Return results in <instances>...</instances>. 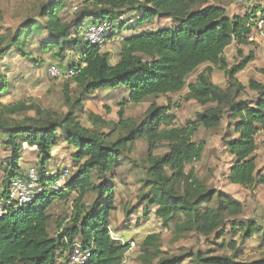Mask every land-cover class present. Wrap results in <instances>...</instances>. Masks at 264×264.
<instances>
[{
  "label": "trees",
  "instance_id": "obj_1",
  "mask_svg": "<svg viewBox=\"0 0 264 264\" xmlns=\"http://www.w3.org/2000/svg\"><path fill=\"white\" fill-rule=\"evenodd\" d=\"M228 0H83V4L68 20L65 11L70 0H43L37 15L26 18L0 44V63L10 52L31 60V44L39 42V50L59 62L65 61L70 51L77 61L70 67L79 69L72 81L81 86L78 95L71 92L69 83L63 87L67 111L59 113L31 101L5 103L12 92V83L0 69V140L10 148L11 157L5 167V188L9 181L21 175V162L26 150L36 151L39 157L40 180L45 187L54 181L47 163L52 152L62 142L75 150L72 153L76 171L63 188L45 189L24 206L10 210L0 217V264H70V252L75 243L91 252L86 264H124L129 245L115 240L111 234L112 215L117 210V168L128 160L135 144L147 142L146 177L141 179L140 200L143 214L148 219L151 208L164 226L175 224L180 235L198 233L220 238L226 222L243 213V204L227 192L209 187L187 167L202 157L205 142H196L195 134L202 128H218L225 117L228 131L224 142L234 161L228 179L243 187L264 185V170L257 165L255 152L258 137L264 138V83L251 79L249 88L254 98H241L246 87L236 75L255 60L242 46L252 44L250 20L255 17L261 2L244 14L230 15L225 7ZM138 14L137 22L168 18L171 26L145 30L125 36L121 41L120 59L112 63L109 52L82 37L85 25L112 20L109 40L119 35L125 20L119 16ZM0 19L2 11L0 9ZM132 30L133 27H128ZM236 43L239 61L230 65L226 49ZM67 54V55H66ZM40 61V60H38ZM205 66L192 83L191 75ZM214 68L223 70L229 79L226 88L215 84L211 75ZM264 75V67L259 69ZM188 88L187 100L212 105L197 113L186 125L177 126L171 104L152 103L141 120L125 115L127 103L139 104L150 98L177 94ZM124 89L112 133L85 127L81 121L85 102L99 91ZM33 111L34 115H29ZM94 124L108 123L90 114ZM117 133L116 138L112 135ZM168 150L156 155L165 144ZM54 170V169H53ZM63 169H56L60 173ZM73 200L71 224L60 225L58 236L49 233L52 219L50 210L57 200ZM94 195L91 203L85 202ZM127 215L132 211L126 209ZM141 226V220L137 221ZM235 234L251 239L260 234L264 240V226L255 220L239 222L232 228ZM226 245V243H224ZM145 262L158 258L157 264H182L191 258L194 264H264V258L244 261L228 255H207L202 251L164 257L159 234H149L142 243ZM228 246L236 249L237 243Z\"/></svg>",
  "mask_w": 264,
  "mask_h": 264
},
{
  "label": "rangeland",
  "instance_id": "obj_2",
  "mask_svg": "<svg viewBox=\"0 0 264 264\" xmlns=\"http://www.w3.org/2000/svg\"><path fill=\"white\" fill-rule=\"evenodd\" d=\"M43 0H0V9L2 11V19H0V44L5 40H9L11 34L26 18L37 15V9ZM259 0H228L225 2V7L230 15L244 14L250 10L252 6L257 5ZM69 7L65 11L66 18L71 20L75 13L83 4V0H70ZM258 10V9H257ZM138 14L128 13L125 15L123 29L115 39L102 47L103 52L110 53L112 63H117L120 59L121 41L132 33H138L145 30H157L164 26H171L172 20L168 18L156 17L154 19L137 22ZM133 29L129 30L128 27ZM87 24L82 32V37L85 39V31ZM254 30V29H253ZM252 44L242 46L245 55L250 51L255 54V60L252 61L246 69L236 75L246 87L245 94L241 98H254L255 92L249 88L251 79L264 83V75L259 72V69L264 67V28L255 30L251 34ZM39 42L33 41L31 51L33 59L28 60L21 57L18 53H9L0 63V69L6 75L10 83H12V92L4 97L5 103L17 101L35 102L45 108H50L59 113L67 111L65 100L63 97V87L66 83L70 84L71 92L78 95L81 91V86L72 81V78L60 77L53 79L49 76L47 69L51 63H56L61 69H66L70 63L77 61V56L74 54L76 50H72L67 55L65 61L59 62L49 54H44L39 50ZM225 56L230 65L239 61L240 57L237 53V45L233 43L226 51ZM40 60V61H38ZM205 66L191 75L188 83L195 81L199 72ZM212 81L220 87L226 88L229 84V79L223 70L214 68L211 75ZM188 88L177 94H168L158 98H150L139 104L127 103L125 105V115L127 117L141 120L152 103L158 105L171 104V113L176 115L177 126L186 125L190 119H195L197 113L203 111L209 106H203L196 100H187ZM127 97V92L124 89L114 91L105 90L95 93L89 98L84 105V111L81 113V121L85 127L90 129H99L105 133H112L113 125L119 121L118 112L121 108L122 101ZM98 115L102 120L108 123L102 127L99 123L94 124L90 119V114ZM33 111L29 115H34ZM228 118L225 117L218 128L206 129L202 127L194 136L196 142L204 141L206 146L202 157L199 161L189 165L187 171L194 168L197 176L211 188L223 190L230 194L235 199L239 200L243 206V213L239 216L231 217L227 220L223 235L218 238L216 235L203 236L198 233H186L180 235L176 231L175 224H170L166 227L161 219L155 215V209L151 208V213L148 219H145L143 214V203L140 200L143 188L141 179L146 177V169L148 163L146 161L147 142L145 140L138 141L132 152L129 154L128 160H123L122 164L117 168V210L112 215L111 227L113 230H119L125 241L135 240L136 246L129 248L126 253L124 264H157L158 258L149 262L143 260L145 249L142 246L143 241L149 234L160 235V245L164 252V257L174 255H187V253L202 251L207 255H228L244 261L264 258V240L260 234H255L253 238H243L240 233L235 234L233 227L238 226L239 222L255 220L258 224L264 226V185H255L253 187H243L241 185L232 184L228 175L233 164L234 158L228 152L224 136L228 131ZM117 133L112 135L116 138ZM73 147L62 141L57 147V156L54 165L49 169H64L69 168V177L76 171L73 166L72 153ZM168 150L165 144H162L156 151V155L164 154ZM10 151L0 149V166L7 167V163L2 160L7 157ZM23 168L27 165L36 164L35 155L28 152ZM257 165L264 170V138L258 137V147L255 152ZM52 160V159H51ZM50 160V161H51ZM49 161V162H50ZM49 162L47 164H49ZM39 164V163H38ZM1 167V168H2ZM0 168V180L4 174ZM1 184V183H0ZM76 195L70 197V200H57L50 212L52 219L49 222V233L51 236H58L60 233V225H69L72 220L74 209L73 200ZM94 195H89L85 202L91 203ZM126 209H130L132 213L127 215ZM141 220V226L137 225V221ZM235 241L236 249H231L228 244ZM226 243V245L224 244ZM182 264H194L191 258H187Z\"/></svg>",
  "mask_w": 264,
  "mask_h": 264
},
{
  "label": "built area",
  "instance_id": "obj_3",
  "mask_svg": "<svg viewBox=\"0 0 264 264\" xmlns=\"http://www.w3.org/2000/svg\"><path fill=\"white\" fill-rule=\"evenodd\" d=\"M124 16H119L117 20H124ZM250 24L254 30H262L264 28V0L260 9L255 13V17L250 20ZM113 30L112 20H105L98 23H90L85 31V40L94 45L103 47L109 42V34ZM251 39V36L249 37ZM48 74L51 78L57 79L60 77L72 78L79 73V69L68 66L66 69H61L56 63H51L48 66ZM54 177V181L49 187H45L40 180L39 166L31 165L22 172L21 175L13 177L8 183V192L4 197H0V217L7 214L12 209H17L28 203L33 202L37 196L44 192L45 189L53 188L59 190L64 187L69 178L70 169L64 168L60 173L55 169H50L46 172ZM112 237L115 240L127 243L129 247H135V240L125 241L118 234L111 231ZM91 257V252L84 248L81 244L75 243L70 252V264H86Z\"/></svg>",
  "mask_w": 264,
  "mask_h": 264
},
{
  "label": "crops",
  "instance_id": "obj_4",
  "mask_svg": "<svg viewBox=\"0 0 264 264\" xmlns=\"http://www.w3.org/2000/svg\"><path fill=\"white\" fill-rule=\"evenodd\" d=\"M263 2V1H262ZM262 2H261V4H262ZM254 31L255 30H253V32H252V34L254 33ZM257 31V30H256ZM115 39V38H114ZM112 62V61H111ZM49 66V65H48ZM47 66V67H48ZM47 72H48V70H47ZM58 147V146H57ZM0 149H3V150H5V151H10L9 153H8V155H7V157L5 156L4 158H6V160H2V161H5L7 164H8V161L10 160V157H11V150H10V148H7V147H5V145L3 144V143H1V140H0ZM28 152H30V153H32L33 155H35V163L36 164H32V165H39L38 163H40V159H39V157H38V154H37V152L36 151H32V150H26L25 151V153H24V155H23V160H22V162H21V167H22V170L23 171H25V169L26 168H28V167H30L31 165L29 164V165H27L25 168H23V166H24V164L26 163V161L27 160H29V158L27 157V153ZM52 155H53V158H52V160L49 162V164H47V166L48 167H52V165H54V162H55V158H56V156L58 155L57 154V148H55L54 150H53V152H52ZM1 160V159H0ZM2 166H0V168H1ZM1 169H3V171H4V168L2 167ZM56 170V169H55ZM5 175H6V170L4 171V174H3V176H2V180H0V191H2L4 188H5V185H4V178H5ZM111 231L112 232H114V233H116V234H118L122 239H124V237H122V235L120 234V232H119V230H113V228L111 227Z\"/></svg>",
  "mask_w": 264,
  "mask_h": 264
}]
</instances>
